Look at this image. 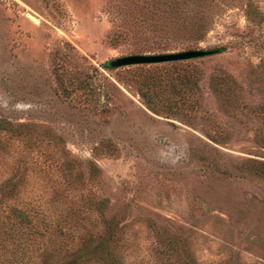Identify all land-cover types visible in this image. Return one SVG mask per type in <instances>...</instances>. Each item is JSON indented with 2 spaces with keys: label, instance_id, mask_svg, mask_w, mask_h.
Masks as SVG:
<instances>
[{
  "label": "rangeland",
  "instance_id": "obj_1",
  "mask_svg": "<svg viewBox=\"0 0 264 264\" xmlns=\"http://www.w3.org/2000/svg\"><path fill=\"white\" fill-rule=\"evenodd\" d=\"M0 125V195L113 231L128 264L169 238L264 264V0H0Z\"/></svg>",
  "mask_w": 264,
  "mask_h": 264
},
{
  "label": "trees",
  "instance_id": "obj_2",
  "mask_svg": "<svg viewBox=\"0 0 264 264\" xmlns=\"http://www.w3.org/2000/svg\"><path fill=\"white\" fill-rule=\"evenodd\" d=\"M188 24L193 25L182 19L181 26ZM195 24V29L203 27L201 22ZM16 130L22 133L18 126ZM12 188L0 195V264H128L113 231L72 228L66 225L67 217L52 218L39 204L20 199ZM155 252L158 264H199L186 241L179 244L169 238Z\"/></svg>",
  "mask_w": 264,
  "mask_h": 264
},
{
  "label": "water",
  "instance_id": "obj_3",
  "mask_svg": "<svg viewBox=\"0 0 264 264\" xmlns=\"http://www.w3.org/2000/svg\"><path fill=\"white\" fill-rule=\"evenodd\" d=\"M26 15L38 21V18L31 12L27 11ZM219 48H187L174 51L163 52H141V53H128L105 61V65L116 67L129 64H144L155 63L172 60H182L194 57H201L218 52Z\"/></svg>",
  "mask_w": 264,
  "mask_h": 264
}]
</instances>
